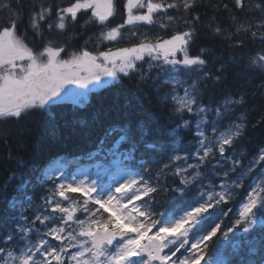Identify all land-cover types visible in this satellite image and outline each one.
<instances>
[{"label":"snow or ice","instance_id":"1","mask_svg":"<svg viewBox=\"0 0 264 264\" xmlns=\"http://www.w3.org/2000/svg\"><path fill=\"white\" fill-rule=\"evenodd\" d=\"M118 2L0 0V121L38 113L55 138L59 106L71 105L76 115L64 127L88 145L75 160L32 175L19 160L0 184L8 211L0 222V264H264V231L257 232L264 146L250 158L237 148L247 128L245 116L235 115L242 92L223 87L219 98L204 99L209 83L223 85L229 76L259 75L264 89V0L222 4L236 29L228 34L231 47L246 39L262 45L232 62L210 58L208 48L192 52L201 27L228 32L215 14L201 19L200 0H122L123 23L110 26ZM84 17V25L99 27V43L118 42L124 31L139 43L69 52L67 43L45 38ZM22 25L39 47L18 34ZM138 26L167 38L138 35ZM122 77L136 80L137 96L155 90L169 112L164 123L127 100L87 110L90 93ZM69 164L77 174L65 171ZM37 186L39 203L27 192Z\"/></svg>","mask_w":264,"mask_h":264},{"label":"trees","instance_id":"2","mask_svg":"<svg viewBox=\"0 0 264 264\" xmlns=\"http://www.w3.org/2000/svg\"><path fill=\"white\" fill-rule=\"evenodd\" d=\"M26 2L27 0H25ZM121 3L122 0H119L117 15L111 18L110 26L123 22L120 10ZM223 3H227L229 8H232V0H200L201 6L197 11L201 15V19L207 21L209 17L215 14L217 21L222 23V26L228 29V32L223 35H213L210 30L201 27L192 52L195 53L200 48H208L210 50V58H214L218 62H232L234 59L246 57L252 50H258L262 45H260L259 41L250 43L246 39L244 47L239 49L231 47L228 34L229 32H235L236 29L235 27L229 28L228 13L223 9ZM218 4L220 8L219 11H216L214 6ZM256 15L259 14L257 13ZM84 19L86 17L82 18L79 24L69 25L64 33L59 31L45 33V38L56 40L62 44L67 43L69 52L78 51L81 46L89 49V46L90 48L92 46L89 43L85 44V41L97 33L99 35V27L84 25ZM81 25H84V27L81 28ZM75 32H79L80 35L73 38ZM18 34L27 36L26 43L30 47H39V38L33 37L31 30L26 28V26L22 25ZM237 38L239 37H233V40ZM109 44L111 43L103 42L98 48L102 51ZM261 82V77L255 74L248 81L235 80L229 76L225 84L213 86L209 83L207 89H205V100L209 97L219 98L220 89L223 87H227L233 92H242L244 94L245 103L237 108L235 115L245 116L247 128L238 141L237 148L248 153L249 158L255 154L259 147L264 146V89L259 87ZM135 83V79L122 77L121 80L90 93L86 106L87 110L94 112L98 109H111L117 105L124 106L127 100L134 109H139L144 114L159 113L160 122L164 123L169 112L167 109L161 111L155 90L146 88V96H137L134 88ZM149 84H151V81H149ZM160 95H163V92ZM59 111L61 113V129L60 135L55 138L47 133L45 124L38 113L26 115L21 120L0 121V184H3L17 168L19 160L24 162L25 173L32 175L35 169L40 168L43 170L52 166L54 162L63 164L75 160L88 147L85 141L75 136L72 128L64 127V122L72 121L76 115L73 107L71 105L59 106ZM185 118L189 117L186 116ZM191 138L190 132L184 134L185 143ZM81 163L84 162L82 161ZM75 169L76 165L69 164L65 171L71 173ZM11 191L12 189L9 188V194H11ZM27 192L32 195L35 203H39V197L44 194L39 186L29 187ZM165 200L166 197L162 198L161 202L163 203ZM7 215V206L0 204V222L6 223ZM259 221H264V213H261L258 217V233L264 231V224ZM257 255H259V252H257ZM234 259H238V257Z\"/></svg>","mask_w":264,"mask_h":264},{"label":"rangeland","instance_id":"3","mask_svg":"<svg viewBox=\"0 0 264 264\" xmlns=\"http://www.w3.org/2000/svg\"><path fill=\"white\" fill-rule=\"evenodd\" d=\"M120 23H123V22H120ZM140 33L147 34L150 37H155L156 35L159 34V35H164L165 38H167V35H165L164 32L159 31L158 28L156 30H152L149 26H138V35ZM97 36H98V33L87 39L88 43L92 46L91 48L89 46L88 50L93 51L94 49L99 47V45L101 44L97 41L96 39ZM106 43H109V42H106ZM110 43L111 44L105 46L104 50H107L108 48L115 50L116 48H120V47H130L136 43H139V40L136 37H130L129 32L124 31L123 37L118 42H110ZM71 87H75V86H71ZM56 163L57 162H54L52 166L56 165ZM93 173H94V170H93ZM72 174H77V171L75 170L74 172H72Z\"/></svg>","mask_w":264,"mask_h":264}]
</instances>
